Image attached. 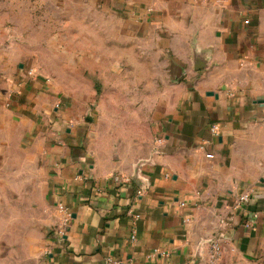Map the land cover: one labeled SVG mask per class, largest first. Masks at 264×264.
<instances>
[{
	"label": "crops",
	"instance_id": "obj_1",
	"mask_svg": "<svg viewBox=\"0 0 264 264\" xmlns=\"http://www.w3.org/2000/svg\"><path fill=\"white\" fill-rule=\"evenodd\" d=\"M35 12L0 42V264H262L264 0Z\"/></svg>",
	"mask_w": 264,
	"mask_h": 264
},
{
	"label": "rangeland",
	"instance_id": "obj_2",
	"mask_svg": "<svg viewBox=\"0 0 264 264\" xmlns=\"http://www.w3.org/2000/svg\"><path fill=\"white\" fill-rule=\"evenodd\" d=\"M36 9H41L44 13V0H0V42H6L8 38L16 36H28L26 32H22V28L29 24L40 23L42 20L41 14L36 13ZM41 17V18H40ZM44 18V17H43ZM58 17H54V19ZM9 28L16 30V33H11ZM32 36H36V33H32ZM9 38V39H10ZM16 38V37H15ZM45 68H50L51 72H55L58 69V65L55 63L44 64ZM227 257V264H254L250 261H244L241 258ZM264 262H262L263 264Z\"/></svg>",
	"mask_w": 264,
	"mask_h": 264
},
{
	"label": "built area",
	"instance_id": "obj_3",
	"mask_svg": "<svg viewBox=\"0 0 264 264\" xmlns=\"http://www.w3.org/2000/svg\"><path fill=\"white\" fill-rule=\"evenodd\" d=\"M217 130V127H213L212 131L215 132ZM140 174V170H139ZM132 179L126 178L124 180L125 183H130ZM145 188H140L138 191V195H142L144 192ZM251 195L250 194H244L239 197L237 201V205H243V204H248L250 202ZM63 234V232H61ZM207 246H208V254H209V261L210 263H216L219 262L221 259L222 255V242L219 238L215 237L211 240L206 241Z\"/></svg>",
	"mask_w": 264,
	"mask_h": 264
},
{
	"label": "water",
	"instance_id": "obj_4",
	"mask_svg": "<svg viewBox=\"0 0 264 264\" xmlns=\"http://www.w3.org/2000/svg\"><path fill=\"white\" fill-rule=\"evenodd\" d=\"M140 167H141V164L138 165V167L136 168L137 170H136L135 174L132 176V181L136 182L138 185H140L139 187H141V188L143 187L144 188L143 183L140 182V177H139Z\"/></svg>",
	"mask_w": 264,
	"mask_h": 264
}]
</instances>
